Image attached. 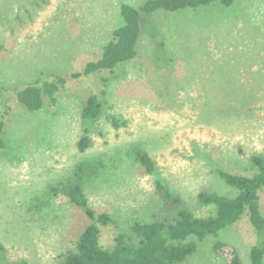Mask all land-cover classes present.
Returning <instances> with one entry per match:
<instances>
[{
	"label": "rangeland",
	"instance_id": "rangeland-1",
	"mask_svg": "<svg viewBox=\"0 0 264 264\" xmlns=\"http://www.w3.org/2000/svg\"><path fill=\"white\" fill-rule=\"evenodd\" d=\"M147 0H0V115L10 106L0 149V264H63L90 224L85 212L52 188L79 182L90 207L113 222L100 243L130 234L135 221L172 215L156 181L182 197L196 215L211 214L198 194L235 196L217 174L253 176V155L264 157V0H235L197 13L157 12L146 19L135 59L83 75L123 24L121 5ZM181 13V14H180ZM165 45L161 48L160 43ZM63 77L65 83L37 111L17 103V91ZM108 78L103 86L102 79ZM102 104L83 120L87 97ZM88 136L91 145L80 151ZM146 152L149 174L136 159ZM264 216V191H259ZM249 264L257 236L246 212L217 237L198 242L181 264H225L216 241Z\"/></svg>",
	"mask_w": 264,
	"mask_h": 264
},
{
	"label": "trees",
	"instance_id": "trees-1",
	"mask_svg": "<svg viewBox=\"0 0 264 264\" xmlns=\"http://www.w3.org/2000/svg\"><path fill=\"white\" fill-rule=\"evenodd\" d=\"M235 0H147L138 8L122 4L123 24L114 30L112 39L103 47L98 60L89 62L82 73L72 74L71 78L79 79L83 75L108 71L113 74L118 65L135 59L138 55L137 45L146 19L157 12L177 15L178 12L199 10L221 6L231 7ZM181 14V13H180ZM161 48L165 45L161 42ZM4 46L0 44V50ZM108 78H103V86ZM65 83L63 77L47 82H36L17 91L16 101L29 111L40 110L46 100L55 102V95ZM11 107L0 115V149L7 145L4 137L7 118ZM102 111L101 101L96 93L90 94L82 109L83 120H94ZM91 140L84 135L79 143V150L85 151ZM136 159L149 174L155 172V163L144 151L136 152ZM251 162L256 169L253 176L231 174L217 170L219 177L230 187L236 189L235 196H226L214 191L203 190L198 194V203L212 206V212L206 216H198L186 205L181 196L175 194L161 181H156L155 190L164 205L173 214L151 222L135 221L130 234L119 233L114 244L105 248L100 243V227L113 222L107 213H96L89 205L81 184L70 182L52 191H62L70 200L80 207L91 221L80 234L76 249L63 256V264H181L196 253L198 242L209 236L217 237L219 233L234 224L247 212L250 224L257 236L255 245L250 249L249 264H264V216L259 202V191H264V157L253 155ZM0 243V253L5 252ZM214 253L225 264H242L235 247L216 241ZM10 264H27L14 262Z\"/></svg>",
	"mask_w": 264,
	"mask_h": 264
}]
</instances>
